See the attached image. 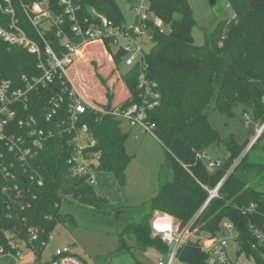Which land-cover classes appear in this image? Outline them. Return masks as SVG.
<instances>
[{"label": "trees", "instance_id": "16d2710c", "mask_svg": "<svg viewBox=\"0 0 264 264\" xmlns=\"http://www.w3.org/2000/svg\"><path fill=\"white\" fill-rule=\"evenodd\" d=\"M35 1L40 0H12L19 26L27 32L30 27L21 5L29 6ZM47 1L49 10L62 16L59 0ZM226 1L234 18L207 35L202 46H196L192 38L195 22L186 0H145L146 12L152 18L146 23V34L152 47L144 54L140 65L119 76L129 92L128 97L116 102L114 93L106 89L104 103L96 104L109 112L126 109L142 102L138 88L141 76L155 83L158 105L146 111V121L165 150L164 163L171 172V178L160 183L157 196L132 208L142 210L143 214L140 221L123 225L118 252L128 250L124 237L132 236L139 249L167 254V246L151 233L150 220L154 213L170 215L179 228H183L197 215L207 198L202 186L213 188L236 160L232 173L219 191V198L212 200L201 212L191 230L198 229L197 235H213L227 219L245 239L249 236L246 223L252 216L241 214L238 207L253 202L259 215H264V198L259 192L264 184V156L259 163L249 159L259 141L264 139V131L240 156L249 141L239 144L231 135L219 136L208 120L210 108L232 117L233 108L240 105L244 116L252 111L257 124L264 122V0ZM98 15L115 29L124 28L115 0H82L79 3L76 13L79 19L98 22ZM63 19L67 31L71 23L65 17ZM8 22L9 17L0 13V25L6 26ZM51 34H48V40H53ZM104 46L116 62L114 70L117 74L123 53L110 48L107 41ZM23 75H39L35 57L0 40V80H11L17 86ZM96 79L105 87L101 76L97 74ZM80 89L89 99L86 90L90 91V87ZM50 94L49 90L33 92L25 114H40ZM53 120L54 124L59 119ZM85 121L96 141L93 153L97 173L112 175L117 186L122 188L130 161L125 148L128 134L122 132L120 120L110 115H89ZM214 143L220 144L228 157L222 168L208 172L198 156ZM70 155L68 137L56 133L45 143L31 160L30 168L41 178L42 186L30 185L26 176L18 178L26 191L22 209L15 203H8L0 191V264H6L8 255H15L20 246L32 253L34 264H48L41 262V256L51 233L59 225H74L73 217L65 211L66 204L98 215L108 214L105 212L108 199L97 196L85 179L70 173L67 165ZM55 204L59 208H55ZM30 230H37L33 240L29 238ZM177 256L179 261L187 264H202L204 259L198 244L192 241L181 247Z\"/></svg>", "mask_w": 264, "mask_h": 264}, {"label": "built area", "instance_id": "2783aa9c", "mask_svg": "<svg viewBox=\"0 0 264 264\" xmlns=\"http://www.w3.org/2000/svg\"><path fill=\"white\" fill-rule=\"evenodd\" d=\"M81 1L59 0L58 7L62 16H56L49 10L47 0L35 1L29 6L21 5L29 23V32L19 26L12 0H2L0 3V13L9 17L6 26L0 25V40L9 46L20 47L34 56L36 68L39 70L37 76L23 75L17 86L11 80H0V191L7 197L8 203H15L21 209L24 207L26 191L18 178L26 176L30 185L42 186L41 178L30 170L31 160L56 133L69 138L71 155L67 165L72 176L83 178L90 186H96V155L93 153L96 141L90 135L85 121L89 115H110L120 122H127L130 131L136 130L154 137L146 121V111L158 105L159 93L155 83H150L141 76L138 88L141 90L142 102L123 110L117 108L109 112L94 106L76 86L74 77L70 78V72L72 74L81 52L90 44L104 45L105 41L113 50L122 51L121 59L127 57L124 61L126 66H131L138 56L141 57L138 63L140 65L144 53L138 38L143 33L147 36L146 23L152 18L147 12V15H137L130 28L117 30L100 15L97 16L98 22L88 23L85 18L79 19L76 13ZM63 17L71 23L67 31ZM53 27L56 29L53 30ZM49 33H52L53 40H48ZM119 38L127 42V45L120 46ZM54 87L56 90H53ZM38 90L51 91L46 106L38 115H26L30 95ZM55 118L59 120L53 124ZM263 131L264 122L257 124L252 143ZM236 163L213 188L202 186L207 192V198L195 218L186 226L179 228L169 216L157 217L150 222L152 235L159 237L168 248L166 257L159 258L156 264H187L179 261L177 254L190 241L198 244L204 256L202 264H242L241 259H247L251 264H264V215H259L253 202L238 207L241 214L252 216L246 223L249 236L245 239L234 223L227 219L222 221L219 231L213 235H197L198 229L191 230L201 212L212 200L219 198V191ZM222 166L223 163L208 161L206 169L213 172ZM259 192L264 198V184ZM26 206H29L28 203ZM55 208H59V205L55 204ZM29 235L30 239H35L37 230H30ZM193 235L195 240L190 239ZM8 256L18 264L20 249H17L15 255ZM47 262L95 264L73 254L68 247L56 249Z\"/></svg>", "mask_w": 264, "mask_h": 264}, {"label": "rangeland", "instance_id": "374dc122", "mask_svg": "<svg viewBox=\"0 0 264 264\" xmlns=\"http://www.w3.org/2000/svg\"><path fill=\"white\" fill-rule=\"evenodd\" d=\"M186 1L195 22L192 38L196 46H202L207 35L220 29L234 18V12L226 0H216L214 4H211L210 0ZM115 3L125 28H130L134 24L137 15H147L145 0H115ZM118 42L122 47L127 45L122 38H119ZM138 42L144 54L152 47L145 33L138 38ZM126 58L121 59L116 74L114 70L116 62L106 46L90 44L79 55L72 74L70 72V78L74 77L75 84L79 88L86 90V87H90V91L86 90V92L89 101L94 106L97 102L104 103L106 89L114 93L115 101L121 102L128 97L129 92L119 76L128 73L141 59L138 56L131 66H126L124 63ZM97 74L105 81V87L96 79ZM242 111L240 105L233 108L232 117L221 115L212 108L208 111L209 124L219 136L231 135L239 144L249 141L240 156H243L252 144L257 126L253 112L248 111L246 118ZM120 128L122 132L128 134L125 148L130 157L125 169L124 186L118 187L112 175L98 173L96 175L97 184L93 187L97 196L108 199L109 203L105 208L108 214L98 215L66 204L65 211L73 217L74 225L69 227L59 225L53 230L43 249L41 262L47 261L56 249L62 247H68L73 254L95 264H132L135 262L156 264L159 258L166 257V254L161 255L152 249H139L132 236L124 237L128 250L117 251L120 244L119 233L123 225L127 222L136 223L142 217V210L134 211L132 208L148 203L158 195L160 183L171 178L169 167L164 163L165 150L155 137L146 133L137 136L136 130L130 131L127 122L123 120L120 122ZM263 146L264 139L260 140L255 147L249 158L250 161L259 163L263 160ZM227 157L225 149L220 144L214 143L203 152L200 159L206 165L208 161L224 163ZM153 216L157 218L168 215L156 211ZM190 239L195 240L194 235ZM34 263L35 257L29 255V252L20 246L18 264ZM240 263L251 264L247 259H241ZM6 264H15V262L8 258Z\"/></svg>", "mask_w": 264, "mask_h": 264}, {"label": "crops", "instance_id": "0c3cea01", "mask_svg": "<svg viewBox=\"0 0 264 264\" xmlns=\"http://www.w3.org/2000/svg\"><path fill=\"white\" fill-rule=\"evenodd\" d=\"M137 132V131H136ZM141 133H139V132H137V136H139ZM134 137H136V136H134ZM98 174V173H97ZM96 174V175H97ZM168 215V214H167ZM169 217H171L170 215H168ZM155 217L153 216L152 218H151V220H150V222L154 219ZM172 218V217H171ZM29 252V251H28ZM29 255H32L30 252H29ZM33 256V255H32ZM80 257V256H79ZM82 258V257H81ZM84 259V258H83Z\"/></svg>", "mask_w": 264, "mask_h": 264}, {"label": "water", "instance_id": "95a60500", "mask_svg": "<svg viewBox=\"0 0 264 264\" xmlns=\"http://www.w3.org/2000/svg\"><path fill=\"white\" fill-rule=\"evenodd\" d=\"M215 2H216V0H210V3H211V4H214ZM256 140H257V138L255 139V141H256ZM255 141L249 146V148L255 143ZM249 148H248V149H249Z\"/></svg>", "mask_w": 264, "mask_h": 264}]
</instances>
